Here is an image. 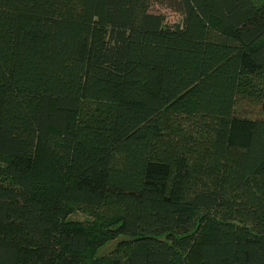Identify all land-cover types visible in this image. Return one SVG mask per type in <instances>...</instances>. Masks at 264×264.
<instances>
[{"label":"trees","instance_id":"trees-1","mask_svg":"<svg viewBox=\"0 0 264 264\" xmlns=\"http://www.w3.org/2000/svg\"><path fill=\"white\" fill-rule=\"evenodd\" d=\"M175 1L0 0V264H264V0Z\"/></svg>","mask_w":264,"mask_h":264},{"label":"rangeland","instance_id":"rangeland-1","mask_svg":"<svg viewBox=\"0 0 264 264\" xmlns=\"http://www.w3.org/2000/svg\"><path fill=\"white\" fill-rule=\"evenodd\" d=\"M153 10L162 13L166 18V22L170 25L177 24L182 21V15L178 10V5L175 0H155ZM70 219L84 221L87 220V217L82 213H75L70 216ZM125 240L130 239L127 237H121L116 241L109 243L100 251V254L103 255L113 252L118 248V244ZM128 248L129 247H126V244L123 246V250L125 251H128Z\"/></svg>","mask_w":264,"mask_h":264}]
</instances>
